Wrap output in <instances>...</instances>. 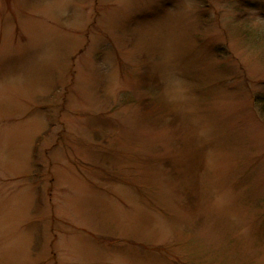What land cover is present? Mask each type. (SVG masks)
Masks as SVG:
<instances>
[{"label": "rangeland", "instance_id": "374dc122", "mask_svg": "<svg viewBox=\"0 0 264 264\" xmlns=\"http://www.w3.org/2000/svg\"><path fill=\"white\" fill-rule=\"evenodd\" d=\"M0 264H264V0H0Z\"/></svg>", "mask_w": 264, "mask_h": 264}]
</instances>
